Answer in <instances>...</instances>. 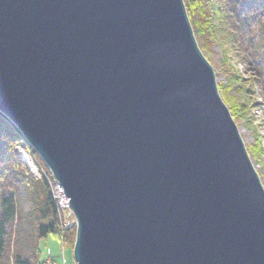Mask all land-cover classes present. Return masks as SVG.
I'll return each instance as SVG.
<instances>
[{
  "label": "water",
  "instance_id": "water-1",
  "mask_svg": "<svg viewBox=\"0 0 264 264\" xmlns=\"http://www.w3.org/2000/svg\"><path fill=\"white\" fill-rule=\"evenodd\" d=\"M184 0H0V113L77 221L76 264H264V187Z\"/></svg>",
  "mask_w": 264,
  "mask_h": 264
},
{
  "label": "trees",
  "instance_id": "trees-1",
  "mask_svg": "<svg viewBox=\"0 0 264 264\" xmlns=\"http://www.w3.org/2000/svg\"><path fill=\"white\" fill-rule=\"evenodd\" d=\"M184 2L202 50H211L215 43L224 52H227V44L243 54L253 49L252 55L261 65L264 51V0ZM260 15L263 17L256 32L251 26ZM227 59L225 56L224 60ZM231 81L237 93H246L242 77L233 74ZM243 106L235 107L234 119L249 117V102ZM0 123L3 126L0 127V264H42L39 240L53 235L59 240L65 237L71 242L76 238V229L65 233L60 231L57 205L49 181L36 180L31 176L15 153V147L24 143L20 132L1 113ZM46 171L51 177L47 168Z\"/></svg>",
  "mask_w": 264,
  "mask_h": 264
},
{
  "label": "rangeland",
  "instance_id": "rangeland-1",
  "mask_svg": "<svg viewBox=\"0 0 264 264\" xmlns=\"http://www.w3.org/2000/svg\"><path fill=\"white\" fill-rule=\"evenodd\" d=\"M262 17L260 15L258 19H254L251 26L253 31H258ZM225 49L227 52L215 43L211 50L201 49V51L214 68L219 93L232 117L236 106L244 107L243 104L249 102V117L234 120L264 187V51L263 60L259 66L255 55H252L253 49L247 50L245 54L232 49L228 44ZM224 55L228 57L226 61ZM233 74L242 77L244 86L247 88L246 93L239 94L235 91L231 81ZM0 127H3L1 123ZM35 156L42 166L45 165L39 156ZM74 243L75 240L70 242L65 237L59 240L53 235L40 239L39 255L42 264H76Z\"/></svg>",
  "mask_w": 264,
  "mask_h": 264
},
{
  "label": "built area",
  "instance_id": "built-area-1",
  "mask_svg": "<svg viewBox=\"0 0 264 264\" xmlns=\"http://www.w3.org/2000/svg\"><path fill=\"white\" fill-rule=\"evenodd\" d=\"M15 153L18 159L26 165L29 173L34 179H47L49 181L50 188L57 205L60 231L65 233L72 229H76L77 221L70 207V200L66 196L64 188L58 184L51 173V177L48 176L46 167L44 165L42 166L39 162L31 146L24 140L23 144L15 147Z\"/></svg>",
  "mask_w": 264,
  "mask_h": 264
}]
</instances>
